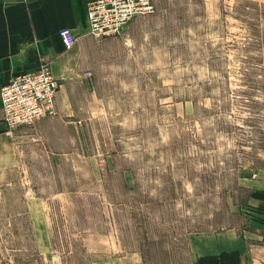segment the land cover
I'll use <instances>...</instances> for the list:
<instances>
[{
    "label": "rangeland",
    "instance_id": "374dc122",
    "mask_svg": "<svg viewBox=\"0 0 264 264\" xmlns=\"http://www.w3.org/2000/svg\"><path fill=\"white\" fill-rule=\"evenodd\" d=\"M87 33L57 113L0 130V264H193L229 227L264 264V0Z\"/></svg>",
    "mask_w": 264,
    "mask_h": 264
},
{
    "label": "crops",
    "instance_id": "0c3cea01",
    "mask_svg": "<svg viewBox=\"0 0 264 264\" xmlns=\"http://www.w3.org/2000/svg\"><path fill=\"white\" fill-rule=\"evenodd\" d=\"M91 1L0 0V130L6 127L1 88L12 77L46 67L68 84V77L80 74L83 56L77 44L88 34ZM63 27L73 28L78 35L71 48L60 36ZM190 245L193 264H256L254 246L235 227L192 234Z\"/></svg>",
    "mask_w": 264,
    "mask_h": 264
},
{
    "label": "built area",
    "instance_id": "2783aa9c",
    "mask_svg": "<svg viewBox=\"0 0 264 264\" xmlns=\"http://www.w3.org/2000/svg\"><path fill=\"white\" fill-rule=\"evenodd\" d=\"M156 10V0H94L87 5L88 32L96 37L120 36L130 22ZM66 48L78 35L71 27L59 30ZM57 78L48 68L19 73L1 88L3 121L7 127L32 125L57 113Z\"/></svg>",
    "mask_w": 264,
    "mask_h": 264
}]
</instances>
